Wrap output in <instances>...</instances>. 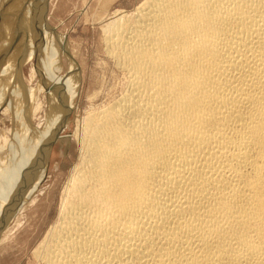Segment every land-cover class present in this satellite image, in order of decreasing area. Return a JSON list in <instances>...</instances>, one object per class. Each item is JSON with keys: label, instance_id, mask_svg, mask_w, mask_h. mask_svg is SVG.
Wrapping results in <instances>:
<instances>
[{"label": "bare ground", "instance_id": "bare-ground-1", "mask_svg": "<svg viewBox=\"0 0 264 264\" xmlns=\"http://www.w3.org/2000/svg\"><path fill=\"white\" fill-rule=\"evenodd\" d=\"M102 34L121 89L106 102L95 88L78 121L79 162L33 251L39 264H264V0H143ZM51 47L39 66L48 77L20 91L8 146L22 140L38 90L51 93L48 132L63 98L71 109L79 97L74 66L61 75ZM52 138L37 139L13 171L1 217L33 198Z\"/></svg>", "mask_w": 264, "mask_h": 264}, {"label": "rangeland", "instance_id": "rangeland-1", "mask_svg": "<svg viewBox=\"0 0 264 264\" xmlns=\"http://www.w3.org/2000/svg\"><path fill=\"white\" fill-rule=\"evenodd\" d=\"M142 1L0 0V178H2L0 192L6 189L5 185L14 175L13 171L17 165L22 163L23 158L28 157L26 151L33 143L38 142L37 139L42 135H45L46 139L49 132H53L52 140H54L49 164L45 152L38 160L34 173V178L39 179L36 182L37 185H34L37 187L35 190H27V192L33 191L31 194L33 198L30 201L26 200L23 205H18L19 207H17V203H13L9 206L10 209L7 208L6 214L3 215L4 218L0 216V264H39L33 251L57 219L63 190L70 178L72 168L79 162V142L74 135L78 121L85 116L95 88L97 90L102 88V101L110 100L113 98L111 95L118 94L121 89V74L117 75L113 72L114 67L111 65L112 63L109 64L110 62L102 50V28L117 14L132 13ZM44 6L46 8L42 10ZM40 13H43L42 16ZM41 17L46 18L44 23L47 26L48 34L50 35L51 31L55 30L54 33L64 40L66 50L61 44L59 51L61 55L58 57L62 59L56 62L63 69L61 75L65 76L72 63L74 73L76 72L77 79H80L81 92L71 109L66 103L69 102L68 98H63V113H61V109L60 112L55 113L56 118L60 115L57 124L59 128L48 132L49 115L45 118V114L47 106H49L48 97L51 93L48 95L43 88L41 91L38 90L37 100L29 104L30 107L28 105L29 109L27 110L29 113L31 112L29 117L32 116V118L28 120L25 131L21 135L22 140L17 143L16 136L8 146L4 139L11 140L13 126L16 124L15 110L19 104L17 100H21L20 91H25L28 94L29 90L33 87L35 89L41 84L39 83L41 79L48 77L45 70L43 68L41 70L39 67L42 64V58L46 55L42 46L52 44L51 52H54L55 56L59 53L57 52L59 50L57 42L53 41L51 36H47L48 34L41 32L43 26L37 27L36 25ZM17 30L22 33H18L20 35L17 36V41H13V35H16ZM30 30L34 37H26L28 32H31ZM37 39L35 46H39V48L37 47V51L41 52L39 55L31 48L32 44L30 43ZM58 44L60 43L58 42ZM36 70H41V74L34 72ZM115 87L117 90L113 89ZM75 96L76 94H74ZM27 97L29 98V96ZM99 101L101 102V99ZM39 103L41 104L39 105ZM37 106H40L39 109ZM55 123L56 121H54ZM20 143L23 145L21 153L17 155ZM40 161L46 163L42 165ZM31 166L25 167L20 173H33L30 170ZM29 195L30 192L21 200L30 198ZM2 202L4 201L1 200L0 204ZM5 204L7 203L4 202ZM18 208L20 211L17 212ZM5 219L7 220L5 221Z\"/></svg>", "mask_w": 264, "mask_h": 264}, {"label": "water", "instance_id": "water-1", "mask_svg": "<svg viewBox=\"0 0 264 264\" xmlns=\"http://www.w3.org/2000/svg\"><path fill=\"white\" fill-rule=\"evenodd\" d=\"M45 8H46V6H44L43 10H45ZM45 19H46L45 17H43V18L41 17V19H38L37 24H36L37 27H39L41 25V23L45 21ZM52 141L53 140L51 139L49 143L47 142V155H48L47 162H48V164H49V156H50L51 149H52L53 143H54Z\"/></svg>", "mask_w": 264, "mask_h": 264}]
</instances>
